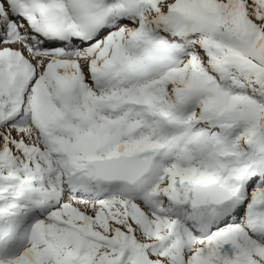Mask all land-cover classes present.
I'll use <instances>...</instances> for the list:
<instances>
[{"label": "snow or ice", "instance_id": "6c2138e0", "mask_svg": "<svg viewBox=\"0 0 264 264\" xmlns=\"http://www.w3.org/2000/svg\"><path fill=\"white\" fill-rule=\"evenodd\" d=\"M0 264H264V0H0Z\"/></svg>", "mask_w": 264, "mask_h": 264}]
</instances>
